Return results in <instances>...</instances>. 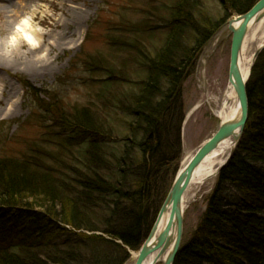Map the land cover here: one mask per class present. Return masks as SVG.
<instances>
[{
	"label": "trees",
	"instance_id": "16d2710c",
	"mask_svg": "<svg viewBox=\"0 0 264 264\" xmlns=\"http://www.w3.org/2000/svg\"><path fill=\"white\" fill-rule=\"evenodd\" d=\"M259 1L221 3L243 15ZM203 12L189 0L173 5L153 55L137 29L128 42L114 39L127 60L87 63L103 77L86 106L68 110L54 87L19 77L42 138L12 154L17 131L0 122V264H125L140 251L168 195L157 204L159 192L178 173L184 82L221 23ZM247 93L241 141L174 264H264V50Z\"/></svg>",
	"mask_w": 264,
	"mask_h": 264
},
{
	"label": "rangeland",
	"instance_id": "374dc122",
	"mask_svg": "<svg viewBox=\"0 0 264 264\" xmlns=\"http://www.w3.org/2000/svg\"><path fill=\"white\" fill-rule=\"evenodd\" d=\"M67 1L70 3H60L62 0H57V3L0 0V55L6 58L0 61V122H13L11 130L17 131V137L7 146L12 154L24 151L29 142H37L42 138L40 127L34 124L33 107L19 77L38 88L54 87L56 92L63 94V104L68 110L76 105L86 106L98 90L101 76L98 72L92 74L91 69L94 67L97 70V67L92 65L87 68V63L102 60L107 66L123 65L127 53L116 50L112 42L114 39L127 42L132 40L134 37L130 36V29H137L146 52L156 54L168 34L165 24L168 23L171 8L182 0ZM189 1L201 7L209 19L221 22L216 26L212 21L218 30L211 41L225 31L217 46L206 56V63L200 69L197 67L195 73L184 82L182 96L186 116L178 171L185 156L193 155L219 126V120L212 109L215 105H211L209 100H216V107H219L223 99L229 83L232 44V36L226 28L228 22L241 16L226 10L221 0ZM73 7L82 10L83 15L79 19L75 18V13L70 15ZM16 18L18 21L13 24ZM25 22L30 26L28 32L37 40L33 42L36 48L28 44L20 47L23 38L17 28ZM127 71L130 76L140 77L138 67L129 65ZM58 81L65 85L60 87ZM29 118L31 122L23 124ZM216 182L217 177L204 184L195 202L187 208L184 229L186 237L190 238L196 229L206 210L205 199L215 188ZM165 184H168V180ZM168 186L160 190L159 196L170 192ZM161 198H157V204ZM132 257L133 251H130V259L125 264H130Z\"/></svg>",
	"mask_w": 264,
	"mask_h": 264
},
{
	"label": "water",
	"instance_id": "95a60500",
	"mask_svg": "<svg viewBox=\"0 0 264 264\" xmlns=\"http://www.w3.org/2000/svg\"><path fill=\"white\" fill-rule=\"evenodd\" d=\"M263 12L264 0H260L249 12L239 16L233 21L228 22V30L230 35L232 36L229 82L234 86V90L239 100V117L237 120L233 121H221L216 133L212 136V138L199 146L193 154L186 168L182 171H179L170 189V192L159 211L158 217L150 231V234L141 247V250L139 251L138 258L135 264H143L149 257V255H151L155 251H160L157 257V260H159L169 250L170 251L168 253V256L163 264H174L184 235L185 211L183 209V196L191 182L195 170L211 152L219 147V145L223 141L230 138L234 140L235 148L233 149L229 160L220 168L218 174L227 166V164L233 157L235 150L237 149L241 141L244 129L249 118V98L247 93V83L250 76L246 81L241 76L238 67L239 54L243 42L250 32L252 24L251 22L253 18H255L257 15H259V18L263 17ZM263 49L264 47L262 48V50ZM262 50H260L256 54L255 62ZM203 62V58H201L200 66ZM168 211H170V219L167 220L166 226L157 237L156 235L160 228L161 222L163 221V218ZM173 229L174 232H172Z\"/></svg>",
	"mask_w": 264,
	"mask_h": 264
},
{
	"label": "bare ground",
	"instance_id": "6f19581e",
	"mask_svg": "<svg viewBox=\"0 0 264 264\" xmlns=\"http://www.w3.org/2000/svg\"><path fill=\"white\" fill-rule=\"evenodd\" d=\"M43 3H57V0H40ZM59 1V0H58ZM63 2L60 3H70L67 0H62ZM28 3V2H27ZM32 3V2H31ZM34 3H38L34 2ZM72 8V7H71ZM73 13L77 16L75 18H80L83 15L82 10L78 9L77 7H73ZM21 14V12H20ZM264 15V12H263ZM17 18L14 20L13 24L17 23ZM251 28H250V34L246 36L240 54L238 59V67L241 76L246 81L248 77L251 74L252 68L255 63V57L256 54L262 50L264 47V16L259 18V15H257L255 18H253L251 22ZM238 25V24H236ZM21 27V28H20ZM29 23L25 22L24 25L19 26L17 28L18 32L20 33L21 37L23 38L22 42L19 43L20 47H24L28 45H31L36 48V46L33 44L34 41H37L29 32ZM228 29V26L227 28ZM225 29L218 34L217 38L212 41L210 46L206 49L205 57L210 54L211 50H213L217 44L219 43L222 35L224 34ZM26 37H28L26 39ZM44 38V37H43ZM44 42V41H43ZM204 57V58H205ZM6 60L2 55H0V61ZM205 61V60H204ZM1 68V67H0ZM13 83H15L17 86L19 84L12 80ZM216 99V98H215ZM212 101V102H211ZM209 100V103L215 105L213 109L214 115L219 118L220 122H227V121H233L237 120L240 114V104L239 100L237 98V94L234 90V86L229 82L227 85V88L225 89V92L223 94V99L221 100V103L219 104V107L216 105L218 103L213 102V100ZM211 104V105H212ZM235 148V142L233 139H227L223 141L218 148H216L213 152H211L197 167L195 170L193 177L191 179V182L183 196V209L184 211L193 203L195 202L201 187L206 184L207 182H212L216 179L218 172L220 168L229 160V157L231 156V153L233 149ZM192 158V155L187 154L182 162V166L180 171L184 170L186 166L189 164L190 160ZM170 219V211L167 212L165 217L163 218V221L161 222L160 228L157 232V237L159 233L164 229L166 226L167 220ZM174 232V229L173 231ZM170 251V250H169ZM169 251L163 255L159 260H157V257L160 253V251H155L149 257L145 260L143 264H163L166 260ZM138 252H133L132 262L130 264H135L138 258ZM157 260V261H156Z\"/></svg>",
	"mask_w": 264,
	"mask_h": 264
},
{
	"label": "snow or ice",
	"instance_id": "6c2138e0",
	"mask_svg": "<svg viewBox=\"0 0 264 264\" xmlns=\"http://www.w3.org/2000/svg\"><path fill=\"white\" fill-rule=\"evenodd\" d=\"M28 37H26V39H27Z\"/></svg>",
	"mask_w": 264,
	"mask_h": 264
}]
</instances>
